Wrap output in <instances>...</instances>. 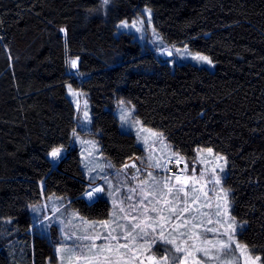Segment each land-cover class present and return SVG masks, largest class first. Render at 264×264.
I'll list each match as a JSON object with an SVG mask.
<instances>
[{"label": "trees", "instance_id": "trees-1", "mask_svg": "<svg viewBox=\"0 0 264 264\" xmlns=\"http://www.w3.org/2000/svg\"><path fill=\"white\" fill-rule=\"evenodd\" d=\"M143 8L167 44L208 55L215 69L172 67L121 31ZM67 55L81 80L68 74ZM69 85L88 95L94 134L115 166L144 153L120 127V99L186 162L201 147L224 155L233 215L244 224L238 239L264 264V0H0V264L53 258L54 242L32 230L45 196L91 221L112 212L107 197H84ZM55 148L67 150L59 164Z\"/></svg>", "mask_w": 264, "mask_h": 264}, {"label": "rangeland", "instance_id": "rangeland-1", "mask_svg": "<svg viewBox=\"0 0 264 264\" xmlns=\"http://www.w3.org/2000/svg\"><path fill=\"white\" fill-rule=\"evenodd\" d=\"M120 30L133 33L145 50L161 56L172 67L186 62L212 70L216 67L208 55L191 50L187 45L167 44L153 23L151 9L143 8L141 14L133 20L123 21L120 24ZM197 55L208 57L211 63L195 59ZM73 60L77 61L75 68L71 66ZM67 62L68 74L81 80L82 75L77 71L78 60L67 55ZM68 94L76 110L73 146L80 151L88 183L84 197L89 200L91 199L89 193L93 199L103 195L109 199L113 208L107 220L91 221L68 209L56 196H45L40 202L34 204V228L32 230L54 242V256L49 264H86L83 259L77 261L76 257L82 254L91 255L92 253H89L86 247L91 244L97 245L93 252H97L103 245L116 248L127 244L128 248H120V253H124L123 261H127L128 264H150L149 257L153 255L157 258L161 255L169 256V264H175L171 260V255L173 253L177 257L184 255V253H175L172 245H162L159 239L149 247V244L140 239L139 229L133 231V225L141 222L142 225L152 224L156 229L155 232L148 229L151 236L158 237L163 227L165 238L174 239L179 246L187 248L191 253L187 264H197L198 261L202 264L204 262L206 264H245L246 260L248 264H252L258 255H255L246 244L238 239L244 224L233 215L231 192L225 186L228 161L224 155L216 153L212 148L201 147L197 150L195 159L190 163L186 162L174 150L161 131L144 125L136 116L135 107L120 99L113 109L119 119L120 127L123 131L136 136L144 153L129 159L123 166H115L102 153L96 134H94L93 112L88 95L72 85H69ZM208 149L212 151L208 152ZM66 154L67 150L61 149L58 157L51 156V158L54 161L57 160L56 164H59L58 162ZM217 157L224 159L219 160ZM177 176L180 177L179 182L176 180ZM217 176L220 177L218 184L214 182ZM169 188L173 189L171 193L168 192ZM179 188H183L188 196L185 197L184 192L177 193L176 189ZM96 189L102 191L98 192ZM225 191L227 192V205L224 198ZM194 196L198 197L196 203H192ZM185 207H188L189 211H182ZM170 209H175V211H170ZM218 212L219 215H217ZM133 216L139 219L133 220ZM158 217L165 219L161 220ZM232 219L236 221L237 231L233 236L231 249L221 251L218 241L228 243V236L224 233ZM186 220L189 223L184 225ZM1 223L0 230L3 226ZM176 225L184 226L176 228ZM209 228H214L216 231H206ZM53 231L58 232L57 239L54 238ZM227 231L231 232L230 229ZM129 232H132L131 236H128ZM180 233H186V235L181 236ZM85 236L90 239H83ZM206 240L212 241L215 247L206 244ZM237 244L247 246L243 255L236 247ZM209 247H211V254L218 256L219 259H209L203 256L202 252L196 251L198 248ZM61 248L64 249L62 253L58 252ZM165 249H172V253ZM104 255L113 259L118 256L115 252L107 251ZM255 264H262L261 259L255 261Z\"/></svg>", "mask_w": 264, "mask_h": 264}, {"label": "snow or ice", "instance_id": "snow-or-ice-1", "mask_svg": "<svg viewBox=\"0 0 264 264\" xmlns=\"http://www.w3.org/2000/svg\"><path fill=\"white\" fill-rule=\"evenodd\" d=\"M109 2H110V0H103V3L105 5L108 4ZM194 58L198 59V60H201V61H205L207 63H211V60H209V58L205 57V56L197 55ZM76 64H77V61H75V60L71 61V66L73 68L76 67ZM85 117H87V113H85ZM207 151L211 152L212 150L208 149ZM60 152H61L60 148H55L51 152V156L54 157V158L58 157L60 155ZM217 159L223 160L224 158L223 157H217ZM221 171H223L222 168H221ZM176 180L179 182L180 181V177L177 176ZM214 182L217 183V184L220 183V177L217 176L215 178ZM96 191L99 192V191H102V190L101 189H96ZM172 191H173L172 188L168 189L169 193H171ZM193 191H195V189H193ZM176 192L177 193L184 192V189L183 188L176 189ZM184 195H185V197H187L188 193L184 192ZM89 197L91 198V193H89ZM224 198H225L226 205H227V192L226 191H225V194H224ZM197 200H198V197L194 196L192 198V203H196ZM165 203H167V201H165ZM185 203H187V201H185ZM132 207L135 208V206H132ZM217 207L219 208V205H217ZM121 211H123V209H121ZM153 211H155V209H153ZM170 211H175V209H170ZM182 211H185V212L189 211V208L185 207L184 209H182ZM197 211H199V209H197ZM217 215H219V212L217 213ZM177 218L179 219V217H177ZM132 219L133 220H138L139 218L133 216ZM158 219L163 220L165 218L164 217H158ZM210 222L211 221H209V223ZM188 223H189V221H187V220L184 221V225H187ZM184 225H176L175 227L178 228V227H181V226H184ZM239 227H243V225H239ZM136 229H139L138 235H139L140 239L143 240L144 243L149 244V247H151V244L155 243L156 240L159 239L162 245H172L174 247V249H175V253H184V255L181 256V257H177L174 253L171 255V260L174 261L175 264H181V261H183V264H187L188 256L191 255V253L188 252L187 248H183V247L179 246L174 239L165 238L164 237V232H163V227H161V230H160V233H159L158 237L151 236V233L148 231V229H151L152 232L156 231V229L152 226V224H143L142 225V222L141 223H136V224L133 225V231H135ZM227 229H230L231 232L229 233L227 231ZM227 229H226L224 235L228 236V243H224L223 241H218V243L220 244V249L219 250H221V251L224 250V249H229V250L231 249V243L233 241V236H234V234L237 231V224H236V221L234 219H232L228 223ZM206 231L215 232L216 229L209 228V229H206ZM131 235H132V232H129L128 236H131ZM180 235L184 236V235H186V233H180ZM83 239H90V238L85 236V237H83ZM125 239H127V237H125ZM133 239H136V237H133ZM205 243L210 245L211 247H215V245H213L212 241H210V240H206ZM86 247L88 248V252L92 253V254L91 255H83L82 254L80 257H76L77 261H79L80 259H83L86 262V264H122L124 253H120V248L127 249L128 245L127 244L119 245L116 248H112V247H110L108 245H103V246L99 247L97 252H93V249L97 248V245H95V244H91V245H88ZM211 247H209V248H198V249H196V251L202 252L203 256L208 257L209 259H219L218 256H213L211 254ZM236 247L238 249H240L241 254L243 255L244 250L246 249L247 246L246 245L241 246V245L237 244ZM63 251H64V249H62V248L58 249V252L62 253ZM106 251L107 252H115V253L118 254V256L115 259H113V258H111V257H109L107 255H104V252H106ZM165 251H168L169 253H172V249H165ZM259 259H260V257H258V256L255 257V260L252 261V264H255V261H258ZM149 260H150V264H169V256H165V255H161L159 258H157L155 255H153V256L149 257ZM123 264H128V262L127 261H123ZM197 264H202V262L198 261ZM204 264H206V262H204ZM245 264H248L247 260L245 261Z\"/></svg>", "mask_w": 264, "mask_h": 264}, {"label": "crops", "instance_id": "crops-1", "mask_svg": "<svg viewBox=\"0 0 264 264\" xmlns=\"http://www.w3.org/2000/svg\"><path fill=\"white\" fill-rule=\"evenodd\" d=\"M96 199H97V198L95 197L94 199L92 198V199H89L88 201H89V202H94Z\"/></svg>", "mask_w": 264, "mask_h": 264}, {"label": "bare ground", "instance_id": "bare-ground-1", "mask_svg": "<svg viewBox=\"0 0 264 264\" xmlns=\"http://www.w3.org/2000/svg\"><path fill=\"white\" fill-rule=\"evenodd\" d=\"M93 197H91V199H92Z\"/></svg>", "mask_w": 264, "mask_h": 264}]
</instances>
